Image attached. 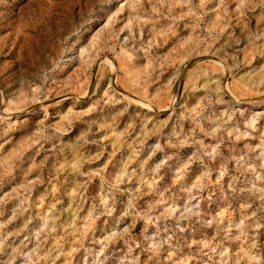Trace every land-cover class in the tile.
I'll use <instances>...</instances> for the list:
<instances>
[{
    "label": "rangeland",
    "instance_id": "1",
    "mask_svg": "<svg viewBox=\"0 0 264 264\" xmlns=\"http://www.w3.org/2000/svg\"><path fill=\"white\" fill-rule=\"evenodd\" d=\"M0 264H264V0H0Z\"/></svg>",
    "mask_w": 264,
    "mask_h": 264
},
{
    "label": "water",
    "instance_id": "2",
    "mask_svg": "<svg viewBox=\"0 0 264 264\" xmlns=\"http://www.w3.org/2000/svg\"><path fill=\"white\" fill-rule=\"evenodd\" d=\"M196 60L194 59V60H191L189 63H188V65L186 66V68L187 67H189L192 63H194Z\"/></svg>",
    "mask_w": 264,
    "mask_h": 264
}]
</instances>
